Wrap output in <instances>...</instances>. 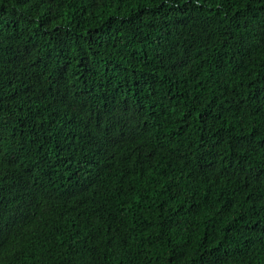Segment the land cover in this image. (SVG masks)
Wrapping results in <instances>:
<instances>
[{"label": "trees", "instance_id": "16d2710c", "mask_svg": "<svg viewBox=\"0 0 264 264\" xmlns=\"http://www.w3.org/2000/svg\"><path fill=\"white\" fill-rule=\"evenodd\" d=\"M0 264H264V0H0Z\"/></svg>", "mask_w": 264, "mask_h": 264}]
</instances>
